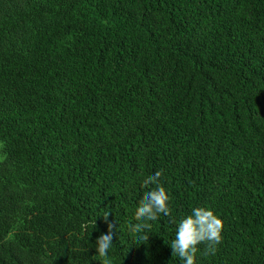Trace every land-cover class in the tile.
<instances>
[{
	"label": "trees",
	"instance_id": "16d2710c",
	"mask_svg": "<svg viewBox=\"0 0 264 264\" xmlns=\"http://www.w3.org/2000/svg\"><path fill=\"white\" fill-rule=\"evenodd\" d=\"M157 169L171 215L133 232ZM198 205L196 264H264V0H0V264H182Z\"/></svg>",
	"mask_w": 264,
	"mask_h": 264
},
{
	"label": "clouds",
	"instance_id": "9594fccd",
	"mask_svg": "<svg viewBox=\"0 0 264 264\" xmlns=\"http://www.w3.org/2000/svg\"><path fill=\"white\" fill-rule=\"evenodd\" d=\"M162 176L163 170L157 169L144 180L146 185L152 187L146 191L138 206L137 215L140 220L131 225V231L150 230L152 222L157 221L161 215H171L170 194L161 181ZM109 214V210H105L99 215L107 219ZM108 229L107 232H101L94 242L95 253L102 259H107L114 247L117 226L109 222ZM222 229L223 220L214 209L203 205L192 207L190 213L178 221L175 236L169 242L173 258L179 257L182 264H196L198 245L201 243L206 244L205 255H215L217 245L222 240Z\"/></svg>",
	"mask_w": 264,
	"mask_h": 264
}]
</instances>
